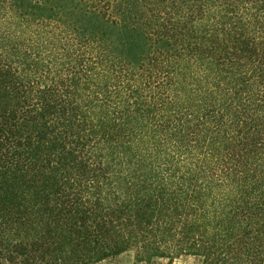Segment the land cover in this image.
<instances>
[{"label":"trees","instance_id":"1","mask_svg":"<svg viewBox=\"0 0 264 264\" xmlns=\"http://www.w3.org/2000/svg\"><path fill=\"white\" fill-rule=\"evenodd\" d=\"M264 264V0H0V264Z\"/></svg>","mask_w":264,"mask_h":264},{"label":"rangeland","instance_id":"2","mask_svg":"<svg viewBox=\"0 0 264 264\" xmlns=\"http://www.w3.org/2000/svg\"><path fill=\"white\" fill-rule=\"evenodd\" d=\"M136 263V252L134 250H128L122 254L105 259L97 264H135ZM148 264V263H142ZM150 264H197L195 257L193 256H182L170 261L169 259H159Z\"/></svg>","mask_w":264,"mask_h":264}]
</instances>
